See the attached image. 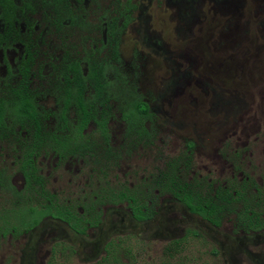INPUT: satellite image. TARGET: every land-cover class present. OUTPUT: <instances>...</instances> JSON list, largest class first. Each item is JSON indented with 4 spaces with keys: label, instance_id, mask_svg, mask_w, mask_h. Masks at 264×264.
<instances>
[{
    "label": "rangeland",
    "instance_id": "obj_1",
    "mask_svg": "<svg viewBox=\"0 0 264 264\" xmlns=\"http://www.w3.org/2000/svg\"><path fill=\"white\" fill-rule=\"evenodd\" d=\"M110 1L132 7L120 70L151 115L140 148L117 136L123 127L114 117L113 143L133 153L114 162L111 186L161 192L156 174L185 155L186 179L216 182L236 167V178L249 176L264 201V0ZM170 195L146 223L110 206L84 236L55 223L5 236L0 264H99L107 246L120 248V264H264V232L234 236L236 211L215 229Z\"/></svg>",
    "mask_w": 264,
    "mask_h": 264
},
{
    "label": "flooded vegetation",
    "instance_id": "obj_2",
    "mask_svg": "<svg viewBox=\"0 0 264 264\" xmlns=\"http://www.w3.org/2000/svg\"><path fill=\"white\" fill-rule=\"evenodd\" d=\"M8 1L6 10L0 3V240L5 238L4 226L21 224L30 208L39 212L36 226L20 235L46 223L66 225L78 235L66 220L78 223L79 216L87 233L101 225L110 206L127 207L126 203L109 202L114 162L133 153L113 143L114 117L119 115L123 127L117 133L119 138L132 137L140 148L149 136L148 132H128L119 114L120 105L137 98L120 70L119 49L125 30L119 38L118 73L109 67L108 32L113 24L120 30L124 19L110 0H60L54 9L43 4L44 0ZM95 64L101 66L91 74L89 66ZM102 113L111 115L105 124L107 138L97 122ZM168 166L156 174L154 185L160 184ZM235 169L230 178L208 183L215 191L227 189L230 182L240 188L246 184L247 191L257 193L253 180L249 176L236 178ZM123 187L142 190L133 185ZM157 191L145 187L144 198L152 216L141 223L154 218L161 196L171 197ZM239 207L233 214L232 234L264 232L243 227L237 218ZM56 210L65 216H57ZM189 214L215 229L224 222L220 216L219 227H215ZM95 217L99 224L91 228Z\"/></svg>",
    "mask_w": 264,
    "mask_h": 264
},
{
    "label": "trees",
    "instance_id": "obj_3",
    "mask_svg": "<svg viewBox=\"0 0 264 264\" xmlns=\"http://www.w3.org/2000/svg\"><path fill=\"white\" fill-rule=\"evenodd\" d=\"M8 2V0H0V3L5 10L7 6L6 3ZM43 4L48 8L54 9L61 4V1L44 0ZM115 9L120 12L119 16L124 19V22L123 27L120 30H117L116 24H113L108 32L107 45L111 61L109 67L112 73H118L117 70L120 65L118 53L119 38L131 21L129 12L132 7H129L127 4L122 7L121 3L118 2L115 5ZM97 66L100 67L101 65L95 64L93 67L89 66L91 74L97 72L95 70ZM119 114H121V119L128 125V132H141L144 135H147L143 124L151 115L148 112L146 104L142 103L137 98L132 97L126 101L125 105H120ZM110 116L109 113H102L100 119L97 121L99 123V130L106 138L105 124ZM191 147L192 145L188 144V148ZM190 165L191 162L185 155L182 158L169 163L168 168L161 174L162 181L159 184L162 189L161 193L172 194L188 209L190 213L201 217L215 227L219 226L217 220L220 216H224L225 213H233L238 210L240 208L239 205H241L242 208L237 214L238 220L242 222L241 225L254 231L264 229V220L262 219V216H264V201L262 200L263 192L256 184H252V188L256 189L257 193L252 194L250 190L247 191L246 184H243V188H240L239 185L230 182L226 185V187H228L227 189H218L213 195L212 184L208 183L206 179L199 180L195 177L191 180L186 179L184 175L189 171ZM233 193H235V195H233ZM144 197L145 191H138L137 189H129L127 187H121L120 189L111 187L109 191V202L112 205L126 203L132 214V218L138 223L147 221L152 216L151 209L147 205ZM54 213H57V216L59 217L65 216L64 213L59 210L54 211ZM26 214L27 217L23 218L21 224L4 226L3 235L7 236L11 233L14 236H19L23 232L32 230L36 226V215L38 216L39 212L37 209L30 208L26 211ZM66 221L69 223L70 228L78 235L84 236L86 234L88 227L82 222L81 216H79L78 223H72L69 219ZM98 224L99 218L95 217L94 223L89 227L93 228ZM119 250L120 248L107 246L105 249V256L99 264H105L110 260L114 261V264H120L117 257ZM48 264L52 263L50 262Z\"/></svg>",
    "mask_w": 264,
    "mask_h": 264
}]
</instances>
